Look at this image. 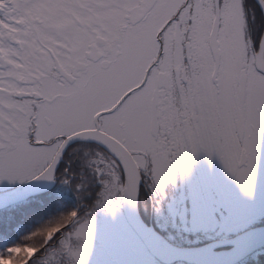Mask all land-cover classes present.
Segmentation results:
<instances>
[{
  "label": "snow or ice",
  "instance_id": "6c2138e0",
  "mask_svg": "<svg viewBox=\"0 0 264 264\" xmlns=\"http://www.w3.org/2000/svg\"><path fill=\"white\" fill-rule=\"evenodd\" d=\"M57 185L27 264H264V0H0V260Z\"/></svg>",
  "mask_w": 264,
  "mask_h": 264
},
{
  "label": "trees",
  "instance_id": "16d2710c",
  "mask_svg": "<svg viewBox=\"0 0 264 264\" xmlns=\"http://www.w3.org/2000/svg\"><path fill=\"white\" fill-rule=\"evenodd\" d=\"M75 205L76 203L65 195L55 200L49 197L45 207L37 210L24 222L21 232L17 235L19 242L15 246L19 247V252L11 257V264H27L26 258L38 251L40 240H47L55 235L58 229L72 222ZM29 249H33V252Z\"/></svg>",
  "mask_w": 264,
  "mask_h": 264
},
{
  "label": "flooded vegetation",
  "instance_id": "af4514ba",
  "mask_svg": "<svg viewBox=\"0 0 264 264\" xmlns=\"http://www.w3.org/2000/svg\"><path fill=\"white\" fill-rule=\"evenodd\" d=\"M196 169L199 170H210L214 171L216 173H221L222 172V164L220 163L218 158H213L211 163H209L207 157L203 154H200L197 157L196 164H195ZM4 183H7L6 181ZM57 187L61 191V195H65L66 197L70 198L71 201H74L76 203L75 197H76V192L74 191V186H63V185H57ZM175 226V222H174Z\"/></svg>",
  "mask_w": 264,
  "mask_h": 264
},
{
  "label": "rangeland",
  "instance_id": "374dc122",
  "mask_svg": "<svg viewBox=\"0 0 264 264\" xmlns=\"http://www.w3.org/2000/svg\"><path fill=\"white\" fill-rule=\"evenodd\" d=\"M44 259H45V261L47 262V264H51V262L48 260L47 257H45ZM6 262H7V260H6Z\"/></svg>",
  "mask_w": 264,
  "mask_h": 264
}]
</instances>
